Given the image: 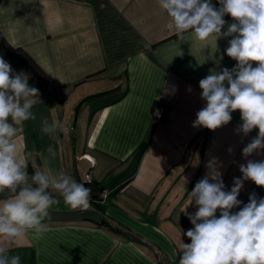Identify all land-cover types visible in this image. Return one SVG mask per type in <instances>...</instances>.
I'll use <instances>...</instances> for the list:
<instances>
[{
  "label": "crops",
  "instance_id": "obj_1",
  "mask_svg": "<svg viewBox=\"0 0 264 264\" xmlns=\"http://www.w3.org/2000/svg\"><path fill=\"white\" fill-rule=\"evenodd\" d=\"M224 19L222 31L233 22ZM0 38L46 79L37 119L18 129L30 169L62 171L98 191L88 210L60 199L47 230L17 239L9 255L21 264H178L193 227L182 210L208 162L222 165L230 190L258 134L237 132L239 110L216 130L192 127L205 105L199 81L237 63L225 53L231 37L218 38L217 50L215 40L181 37L157 0H0ZM0 57L20 73L1 45ZM42 118L63 126L55 137L41 133ZM247 159L264 160V151ZM252 193L264 198V188L244 181L238 199L247 204Z\"/></svg>",
  "mask_w": 264,
  "mask_h": 264
},
{
  "label": "clouds",
  "instance_id": "obj_2",
  "mask_svg": "<svg viewBox=\"0 0 264 264\" xmlns=\"http://www.w3.org/2000/svg\"><path fill=\"white\" fill-rule=\"evenodd\" d=\"M218 2L219 8L211 0H157L177 35L191 33L206 43L215 40L216 50L218 38L231 37L225 53L237 63L232 69L211 70L199 81L205 105L192 127L216 130L239 110L242 123L237 132L247 136L258 129L242 150L247 162L239 165L242 176L233 179L230 190H225L222 165L214 159L190 192L187 206L194 202L197 210L188 213L187 206L182 210L193 227L183 233L191 242L180 245L178 264H264V198L252 193L247 204L238 199L244 181L264 188V160L247 159L264 151V0ZM225 15L233 22L222 31ZM28 79L0 57V195L5 196L0 199V264H21L19 255H9L11 246L30 233L45 232L44 220L60 199L72 209L91 207L92 189L64 172H28V161L17 144L18 129L37 119L33 108L41 103L39 90L29 86ZM62 127L41 119L40 131L50 137ZM235 208L239 211L233 212Z\"/></svg>",
  "mask_w": 264,
  "mask_h": 264
},
{
  "label": "trees",
  "instance_id": "obj_3",
  "mask_svg": "<svg viewBox=\"0 0 264 264\" xmlns=\"http://www.w3.org/2000/svg\"><path fill=\"white\" fill-rule=\"evenodd\" d=\"M0 45L4 49L5 53L8 55V58L10 59L14 67L19 72H23L28 75V82L32 85V87H35L40 90L46 86V79L44 74L35 67L32 61L28 57H26L24 53H21L17 49L8 48L1 38ZM28 170L30 174L33 173V171L30 169V166L28 167ZM94 185L92 186V188L90 187L92 189V199L94 197H97L98 192L97 187ZM91 202L93 203V200H91Z\"/></svg>",
  "mask_w": 264,
  "mask_h": 264
},
{
  "label": "built area",
  "instance_id": "obj_4",
  "mask_svg": "<svg viewBox=\"0 0 264 264\" xmlns=\"http://www.w3.org/2000/svg\"><path fill=\"white\" fill-rule=\"evenodd\" d=\"M154 117L158 120L161 118V114H158V113H154Z\"/></svg>",
  "mask_w": 264,
  "mask_h": 264
}]
</instances>
